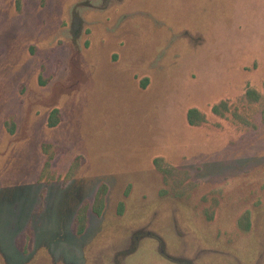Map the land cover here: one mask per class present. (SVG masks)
<instances>
[{
	"label": "rangeland",
	"instance_id": "374dc122",
	"mask_svg": "<svg viewBox=\"0 0 264 264\" xmlns=\"http://www.w3.org/2000/svg\"><path fill=\"white\" fill-rule=\"evenodd\" d=\"M0 264H264V0H0Z\"/></svg>",
	"mask_w": 264,
	"mask_h": 264
},
{
	"label": "trees",
	"instance_id": "16d2710c",
	"mask_svg": "<svg viewBox=\"0 0 264 264\" xmlns=\"http://www.w3.org/2000/svg\"><path fill=\"white\" fill-rule=\"evenodd\" d=\"M190 113L192 114V113H193V111H191ZM49 125H50V126H54V125H55V122H53V121H50V122H49Z\"/></svg>",
	"mask_w": 264,
	"mask_h": 264
}]
</instances>
